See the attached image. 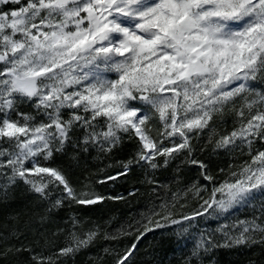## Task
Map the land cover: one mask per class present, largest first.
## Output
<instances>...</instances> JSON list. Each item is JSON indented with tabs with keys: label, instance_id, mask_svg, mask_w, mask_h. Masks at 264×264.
I'll list each match as a JSON object with an SVG mask.
<instances>
[{
	"label": "snow or ice",
	"instance_id": "1",
	"mask_svg": "<svg viewBox=\"0 0 264 264\" xmlns=\"http://www.w3.org/2000/svg\"><path fill=\"white\" fill-rule=\"evenodd\" d=\"M0 5V195L6 198L22 182L48 204L41 225L66 203L124 199L78 192L62 169L41 161L63 152L76 131L82 135L74 147L84 152L110 153L128 135L136 139L135 155L120 163L122 171L98 183L126 176L135 166L154 172L185 154L206 181L191 189L197 197L209 195L177 216L173 209L181 196L173 192L151 203L126 229L105 232L104 239L137 233L123 254L116 253L115 264H131L141 239L156 229L172 228L178 238L195 229L185 264H200L203 255L221 247L264 244V147H255L264 145V0H0ZM25 102L43 119L21 112ZM226 114L234 115V126L221 134L217 124ZM205 133L213 151L239 150L248 157L229 165L236 170L223 180L193 157L192 140ZM147 182L158 197V182ZM56 190L60 195L53 199ZM257 200L258 215L215 229L200 227L237 208H255ZM69 219L68 243L52 255L20 244L0 256L27 252L30 264H60L61 257L88 247L101 232L94 225L81 235V221ZM30 225L25 221V228ZM24 235L13 224L0 230V244Z\"/></svg>",
	"mask_w": 264,
	"mask_h": 264
},
{
	"label": "rangeland",
	"instance_id": "2",
	"mask_svg": "<svg viewBox=\"0 0 264 264\" xmlns=\"http://www.w3.org/2000/svg\"><path fill=\"white\" fill-rule=\"evenodd\" d=\"M0 7H2V5H0ZM19 110L21 112L37 115L30 103H21L19 105ZM66 116L67 114H65V118ZM40 119H43V117L37 115V122H39ZM234 120L235 117L232 114H226L223 117V123L217 124V128L221 132V134H225L226 131L230 132L232 130L234 126ZM150 126L152 127L151 135L155 136L156 128L159 127V125L154 120L151 122ZM81 135L82 133L79 131L74 132L72 135V142H69L65 145L63 152H55L51 160H42L41 164L42 166L62 169L63 164L61 165L55 160V158L59 159V156L61 155L60 157L63 158V160L69 159V162H71L73 168L78 169L82 167L81 164L84 162L83 158L87 157L89 159V162L93 164V167L90 174L83 173L86 175V177L83 176L86 178L84 183H82V185L76 184L71 179V177H69V181L78 192L81 190H90L105 197H124V199H106L107 202L103 203L102 205L110 204L108 202L120 201L124 206L129 205L136 195L135 194L134 196H130L129 192H132L136 189H138L139 191L147 189L148 192H151V195L155 197L156 195L152 193L153 185L147 182L148 178L157 181L158 185H162L161 187H163V189L165 188L164 186H168L164 193L162 192L163 189L158 191L160 189V187H158L157 191L161 195V197H159L161 198L160 200L166 197L170 198L171 193L173 192H178L180 194L181 199L179 200V203H177L176 208L173 209V212L176 213L177 216H179V214L195 210L198 207L199 203H201L200 197H202L203 199L208 198V191L200 193V197H197L194 194V189H191V186L193 184L198 182L200 185H203L206 183V181L201 178V169L198 166L189 164L185 160V154H180L169 164V166L162 167L154 172L150 169L135 166L131 169L130 172H128L126 176L119 177L115 181L98 183L97 181L105 180L107 176L114 175L117 172L122 171L120 163L126 162L129 158L135 155L137 148L136 139H129L128 135H124L122 137V140L117 144L116 147L111 150L110 153H101L96 148H90L88 152H84L81 149L74 147V141ZM126 142L130 143V145L127 146V150H125ZM192 144L195 148L193 157L206 164L208 171L212 175L216 176L217 180H223L225 178V175H227L229 171L236 170V168L229 169V165L239 166L244 160L248 159L247 155H242L239 150H236L232 153L225 152L223 150L213 151L212 145L207 143L206 133L199 139L194 138L192 140ZM205 145L207 146L204 147ZM255 147L260 148L264 147V145L256 144ZM202 148L203 150H201ZM246 151L247 150L245 149V152ZM28 166L31 167L30 164ZM221 168L225 170L224 174H220L219 170ZM165 169H168L171 175V181L170 183H167L168 185L164 183L166 182V180L162 179V176L164 177L166 174L164 173L166 171ZM128 175H131L132 180L129 183L125 184V180ZM75 178L78 179L79 177ZM122 186L127 187L126 192L121 189ZM208 187L210 191L211 185H209ZM185 192H187L186 198H184ZM59 195L60 190H56L53 192L52 198L55 199ZM20 203L22 204L20 208L32 209L35 206L39 209L38 211L32 210L31 212V216L33 218H38V222L39 217L45 214V209L48 207L47 202L39 201L37 196L34 193L30 192L26 185L20 182L15 187L9 190L6 198L0 195V210L4 211L5 213V216L3 217V224H5V226L1 224L2 230L5 229L9 220L14 219V205H20ZM253 203L256 205L255 208L251 206L237 208L230 212L226 219L221 218L218 220L202 221L200 223V227L215 229L218 224L226 222L231 223L236 219L243 220L246 218H250L253 215H258L259 202L257 200ZM181 204L185 205V207H180ZM102 205L99 206L100 209L103 207ZM68 208L69 212H67L68 216L65 219L66 221H70L69 217L75 216V214L72 212L75 211L74 208L78 207L73 203L71 205H68ZM56 210L57 209H53L52 212H56ZM96 224V222L91 221L88 225H85L86 227L81 232H78L82 235L84 232L88 231ZM131 224L134 223L132 222ZM82 226L83 225H80L78 228ZM70 227L71 225H69V228ZM118 228L120 227H117V229ZM172 232L173 229L168 228L163 230L156 229L153 232L147 233L145 237L141 239L137 249L135 250V254L131 257V264H185V259L190 256L191 249L195 244V229L190 233L185 234V236L179 238L175 235H172ZM134 234L136 233H133L132 235H121L120 237L127 238V240H132L133 238H135ZM67 243L68 241L65 243V245ZM124 245L125 244L123 242L122 245L114 247V254H116V252L118 253L120 249L124 248ZM54 248L55 247L51 248V250H48L45 255H52L53 253H55L57 250H54ZM0 264L7 263L3 261L0 262ZM60 264H66L63 257L60 258ZM193 264H196V262L193 261ZM200 264H264V244L257 243L231 248L221 247L215 249L213 252L207 255H203L200 259Z\"/></svg>",
	"mask_w": 264,
	"mask_h": 264
},
{
	"label": "trees",
	"instance_id": "3",
	"mask_svg": "<svg viewBox=\"0 0 264 264\" xmlns=\"http://www.w3.org/2000/svg\"><path fill=\"white\" fill-rule=\"evenodd\" d=\"M129 145V142L125 143V150H127V146ZM60 156L59 159L55 158V160L61 165L63 164L62 170L66 174L68 180H70L69 177H71L74 183L82 185V183H84L86 179L85 174H90L92 172L93 164L89 162V159L87 157H84V162L81 164L82 167L75 169L71 165V162H69V159L63 160V158H61ZM165 170L166 171L164 173L166 174L164 177L162 176V179L166 180V182L164 183L167 184L171 181V175L168 169ZM75 177L79 178L76 179ZM131 180V175H128L126 177L125 184L129 183ZM161 186H159L160 189L158 191L163 189V187ZM166 188H168V186L163 189V193L165 192ZM121 189L124 192L127 191L126 186H122ZM159 197H161L160 194L158 197H154L151 195V192H148V190L145 189L136 192V195L132 202L126 206H124L121 201L108 202L110 204H104L106 205L104 206L102 204L107 202L106 199L95 205H77L78 208H74L75 211H73L72 213H74L75 216H77V218L81 221L80 225H83L82 227L78 228L77 231L81 232L86 227L85 225H88L92 221L96 222V225H100L101 236L99 235L88 247L82 248L78 252L69 254L68 256H64L63 258L65 263L114 264L116 260V254H114V247L122 245L124 242L125 247L118 251V253L122 254L125 249L131 246V244L134 242V238L132 240L129 239L130 241L127 240V238H121L120 236L117 239H104V233L111 232L112 234H115L117 227L123 225L126 228L128 224L140 220V213L145 211L147 207L151 206V203L160 202L161 198ZM21 205V203L20 205H14V219L8 221V224L6 225L4 230L6 231L13 224L18 223L20 225L21 230L24 231L25 235L19 241L13 239L3 244H0V251L6 249L11 245H16L18 247L20 244H25L31 246L37 252L43 251V254L45 255L46 252L48 250H51V248L53 247H55L54 250H58L59 248L66 246L65 243L68 241L67 233L70 229L69 225H71V221L65 220L68 216L67 212H69L68 210L70 208H68L67 203L64 205V207L57 209L56 212L49 213L46 221L42 225L38 222V218H33L31 216L32 210L38 211V208H36L35 206V209L20 208ZM100 205L103 206L101 209L99 208ZM4 214V211L0 210V230H2L1 224L5 226V224H3V217L5 216ZM17 215L19 216L18 220L16 219ZM25 221H31L30 227L25 228ZM105 249H108L109 251L106 253L104 251ZM3 261H5V263L7 264H30V257L27 252L19 254L9 252L7 256H0V262Z\"/></svg>",
	"mask_w": 264,
	"mask_h": 264
}]
</instances>
